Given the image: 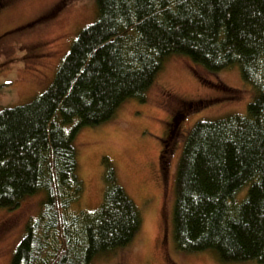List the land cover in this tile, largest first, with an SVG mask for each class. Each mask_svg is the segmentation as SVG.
I'll list each match as a JSON object with an SVG mask.
<instances>
[{
    "label": "trees",
    "instance_id": "1",
    "mask_svg": "<svg viewBox=\"0 0 264 264\" xmlns=\"http://www.w3.org/2000/svg\"><path fill=\"white\" fill-rule=\"evenodd\" d=\"M95 3L97 20L74 40L49 88L0 110V209L45 192L10 264H92L136 238L140 211L107 157L99 206L74 209L84 185L73 142L126 100L145 102L174 55L210 72L237 65L253 91L244 115L198 121L186 134L175 175V247L264 264V0Z\"/></svg>",
    "mask_w": 264,
    "mask_h": 264
},
{
    "label": "rangeland",
    "instance_id": "2",
    "mask_svg": "<svg viewBox=\"0 0 264 264\" xmlns=\"http://www.w3.org/2000/svg\"><path fill=\"white\" fill-rule=\"evenodd\" d=\"M2 2L0 79L12 83L0 91V110L29 103L47 90L74 40L98 18L95 0ZM252 97V88L240 78L237 65L210 72L174 55L164 61L145 102L128 99L109 122L78 131L73 144L84 194L74 209L93 211L99 206L102 157H107L142 218L132 243L97 255L92 264H254L225 263L212 250H178L172 222L175 175L186 134L198 121L244 115ZM179 114L184 117L167 124ZM166 132L170 153L162 175L158 156L160 137ZM44 197L45 192H39L15 209H0V264H10L26 223L36 216Z\"/></svg>",
    "mask_w": 264,
    "mask_h": 264
},
{
    "label": "flooded vegetation",
    "instance_id": "3",
    "mask_svg": "<svg viewBox=\"0 0 264 264\" xmlns=\"http://www.w3.org/2000/svg\"><path fill=\"white\" fill-rule=\"evenodd\" d=\"M2 5H3V2H2V0H0V8L2 7ZM11 83L12 82L10 80L4 79V78L0 79V91L5 89L6 87H9V84H11ZM182 116L183 115L179 114V116L171 117V119L167 122V124H169V125L172 124V122H174L176 118H177V120H179L180 118H182ZM160 138H161L160 139L161 149L159 151V156H158V167H159L160 174L163 175L166 173V168H165L164 164H165V162L167 163L169 161L168 154L170 152H168V150L170 147L167 148V145H166L167 132L165 134L161 135ZM171 152H173L172 148H171Z\"/></svg>",
    "mask_w": 264,
    "mask_h": 264
}]
</instances>
